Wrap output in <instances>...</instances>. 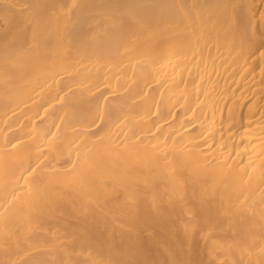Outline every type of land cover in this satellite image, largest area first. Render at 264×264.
<instances>
[{
  "label": "bare ground",
  "instance_id": "obj_1",
  "mask_svg": "<svg viewBox=\"0 0 264 264\" xmlns=\"http://www.w3.org/2000/svg\"><path fill=\"white\" fill-rule=\"evenodd\" d=\"M0 20V264H264V0Z\"/></svg>",
  "mask_w": 264,
  "mask_h": 264
},
{
  "label": "rangeland",
  "instance_id": "obj_2",
  "mask_svg": "<svg viewBox=\"0 0 264 264\" xmlns=\"http://www.w3.org/2000/svg\"><path fill=\"white\" fill-rule=\"evenodd\" d=\"M3 28V22L0 20V30Z\"/></svg>",
  "mask_w": 264,
  "mask_h": 264
}]
</instances>
